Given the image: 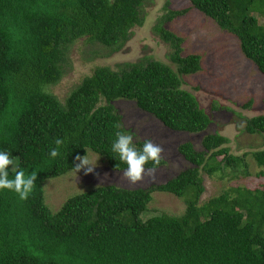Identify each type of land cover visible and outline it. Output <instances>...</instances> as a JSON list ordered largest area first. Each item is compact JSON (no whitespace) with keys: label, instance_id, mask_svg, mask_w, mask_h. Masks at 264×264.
<instances>
[{"label":"trees","instance_id":"trees-1","mask_svg":"<svg viewBox=\"0 0 264 264\" xmlns=\"http://www.w3.org/2000/svg\"><path fill=\"white\" fill-rule=\"evenodd\" d=\"M189 1L155 26L172 48L176 69L155 59L116 70L99 66L63 102L50 89L65 77L72 48L86 41L109 54L120 52L133 30L144 26L146 0H0V150L15 160L10 178L19 170L38 172L27 200L0 191V264H264V186L202 199L203 172L251 175L246 155L232 154L230 140L218 133L204 137L203 150L182 144L179 152L191 167L164 184L93 188L70 197L56 212L46 204V182L75 171L76 157L89 151L124 172L126 165L111 152L116 131L125 130L117 100L135 102L171 131L199 134L211 125L183 88V76L203 70V55H185L183 37L166 23L199 11L234 36L264 75V25L256 17L264 15V0ZM246 122L248 134L264 136V116ZM57 139L64 145L53 159ZM251 155L264 179V150ZM165 165L163 158L157 169ZM154 193L180 199L189 194L185 212L142 220L152 212Z\"/></svg>","mask_w":264,"mask_h":264},{"label":"rangeland","instance_id":"rangeland-1","mask_svg":"<svg viewBox=\"0 0 264 264\" xmlns=\"http://www.w3.org/2000/svg\"><path fill=\"white\" fill-rule=\"evenodd\" d=\"M191 5L189 0H146L144 11L146 21L143 27L133 30L127 45L118 53L109 54L98 46L86 41L78 42L71 50L65 65L66 75L50 91L61 101L91 75L99 66L117 69L124 63H137L143 59H155L176 69L170 60L172 48L156 33L158 20L171 10H181ZM264 25V15H257ZM165 27L183 37L184 54H202L203 70L195 75L183 76V88L192 93L200 107L212 120L209 128L199 134L175 132L164 127L156 118L139 110L133 101L117 100L114 105L123 117V127L138 135L137 143L152 139L164 148L163 158L166 165L152 170L147 169L143 178L131 182L124 172H117L99 155L89 151L87 154L94 162L95 170L86 174L76 170L45 184V199L53 212L58 211L72 196L106 185H116L128 190L146 189L160 185L175 178L179 173L191 167L179 152V147L192 143L197 150H203L205 136L218 133L230 140L228 147L236 156H245L249 164L250 176L232 174L214 175L202 173L206 191L204 201L227 192L231 188H262L264 179L258 177L261 167L257 165L252 153L264 150V136L250 135L245 131L246 121L256 116H264V75L242 53L239 41L222 31L215 22L197 10ZM98 50H100L98 54ZM97 53V54H96ZM106 54H109L108 56ZM252 102L251 107H244ZM79 163V161L77 162ZM190 195L177 198L166 193H154L150 209L141 219L147 221L162 212L172 215L183 214ZM53 208V209H52Z\"/></svg>","mask_w":264,"mask_h":264},{"label":"clouds","instance_id":"clouds-1","mask_svg":"<svg viewBox=\"0 0 264 264\" xmlns=\"http://www.w3.org/2000/svg\"><path fill=\"white\" fill-rule=\"evenodd\" d=\"M138 135L128 130H117L115 138L111 144V152L114 158L126 165L124 175L133 183L140 181L145 172L146 166L152 165V173L163 161L164 148L155 143L152 139L145 140L142 145H137ZM56 147L50 151V157L55 159L60 155V149L64 145L63 139L55 141ZM73 167L77 172L84 170L86 174L95 170L97 161L89 158L88 154L77 156ZM15 168V160L7 151L0 150V191L8 190L16 193L21 200H27L35 187L38 179V172L32 171L30 174L24 170L15 171L10 178L9 168Z\"/></svg>","mask_w":264,"mask_h":264}]
</instances>
